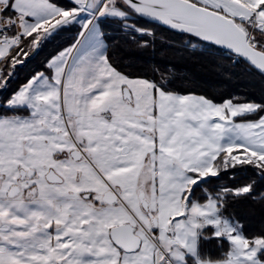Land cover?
I'll return each instance as SVG.
<instances>
[{"label": "snow or ice", "instance_id": "1", "mask_svg": "<svg viewBox=\"0 0 264 264\" xmlns=\"http://www.w3.org/2000/svg\"><path fill=\"white\" fill-rule=\"evenodd\" d=\"M157 29L264 79V0H0V264H264V104L214 130Z\"/></svg>", "mask_w": 264, "mask_h": 264}, {"label": "trees", "instance_id": "2", "mask_svg": "<svg viewBox=\"0 0 264 264\" xmlns=\"http://www.w3.org/2000/svg\"><path fill=\"white\" fill-rule=\"evenodd\" d=\"M184 37L157 29L155 52L150 49L137 53L133 66L151 76L154 67L174 72L172 87L181 94L207 97L214 103L231 100V103L264 104V79L255 72L246 71L247 64L233 66L226 53L213 49L203 51L196 41L184 43ZM196 44L195 50L191 45ZM126 58L128 54H124ZM174 66V67H172ZM247 117L237 120L247 121ZM251 119H257L253 116ZM230 152H222L223 160ZM250 227L259 226V216L249 222Z\"/></svg>", "mask_w": 264, "mask_h": 264}, {"label": "rangeland", "instance_id": "3", "mask_svg": "<svg viewBox=\"0 0 264 264\" xmlns=\"http://www.w3.org/2000/svg\"><path fill=\"white\" fill-rule=\"evenodd\" d=\"M232 4H240V0H231ZM243 6V5H241ZM194 95V94H192ZM195 97H202L198 95H194ZM191 96H185L182 98L179 103L184 104L185 99H190ZM226 101L222 103H214L217 107H214L211 109V111H205L203 115H201L199 112L197 113V116L202 121H211V120H218L219 122L213 123L212 128L214 130H219L220 132H223L224 129V123H227L232 120L233 117H239L240 113H245L253 110V108L256 106L251 103H245V104H235L231 103V106H228L225 104ZM180 115V113H178ZM240 124H246L247 121L245 120H237ZM218 142L219 138H218ZM224 144H227V141H223ZM233 151L232 148H225L223 152H230ZM249 155H255L254 153H250Z\"/></svg>", "mask_w": 264, "mask_h": 264}, {"label": "water", "instance_id": "4", "mask_svg": "<svg viewBox=\"0 0 264 264\" xmlns=\"http://www.w3.org/2000/svg\"><path fill=\"white\" fill-rule=\"evenodd\" d=\"M203 34L212 38H219L221 43H239V41H237L235 37V34L232 32H229L224 37H218L217 33L214 32L213 30L205 29L203 30Z\"/></svg>", "mask_w": 264, "mask_h": 264}]
</instances>
